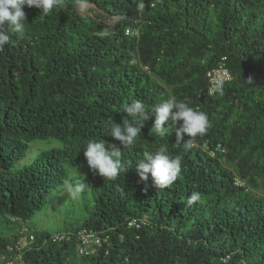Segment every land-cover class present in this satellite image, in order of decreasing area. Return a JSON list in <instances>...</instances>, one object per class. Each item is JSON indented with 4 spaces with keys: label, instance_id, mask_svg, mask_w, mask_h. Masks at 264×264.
<instances>
[{
    "label": "trees",
    "instance_id": "obj_1",
    "mask_svg": "<svg viewBox=\"0 0 264 264\" xmlns=\"http://www.w3.org/2000/svg\"><path fill=\"white\" fill-rule=\"evenodd\" d=\"M144 3L90 0L81 12L74 0H57L47 15L25 6V36L9 30L0 51V264L17 256L22 226L35 238L14 264H264V0ZM222 57L232 80L199 98ZM170 97L208 116L190 148L171 127L164 137L151 130L152 107ZM132 100L149 119L134 144L120 148L124 170L104 179L84 146L119 144L107 122L122 123ZM204 143L224 147V164ZM34 144L45 148L31 153ZM160 147L180 158L181 171L157 189L134 168ZM79 173L88 187L64 195L82 201L77 221L54 233L33 230L31 219ZM192 192L201 200L189 206ZM132 218L148 224L129 227ZM83 228L108 235L94 256L77 255ZM54 234L65 239L51 242Z\"/></svg>",
    "mask_w": 264,
    "mask_h": 264
},
{
    "label": "clouds",
    "instance_id": "obj_2",
    "mask_svg": "<svg viewBox=\"0 0 264 264\" xmlns=\"http://www.w3.org/2000/svg\"><path fill=\"white\" fill-rule=\"evenodd\" d=\"M56 2L57 0H0V51H3L4 46L10 40L9 30L15 33L18 39L25 36V22L27 21L25 6L37 8L40 13L47 15L56 6ZM89 2L90 0H74V5L77 10L83 12ZM144 6V0H139L138 8L143 9ZM121 112L127 114L122 123H116L112 118L107 122L109 125L107 134L119 144H109L103 140H90L84 146V155L88 166L104 179H114L124 170L125 164L121 159L122 151L120 148L121 146L127 148L133 145L145 127L144 122L149 119V111L146 110L145 104L140 100H132ZM151 113L155 117L151 130L160 137H164L171 127L175 132L177 143L186 148H190L192 138L205 133L207 130V114L190 107L186 102L178 101L176 97H170L155 104ZM130 117L134 118L136 122L134 123L133 119H129ZM166 122L169 124L167 128L164 127ZM185 135L189 137L186 142H184ZM218 145L224 150V153L215 150ZM201 147L211 158H217L224 164L225 149L220 143L213 146L204 143ZM211 151L216 155L211 156ZM134 169L141 181H148L150 176L154 187L157 189L167 188L177 179L181 171V160L179 157L169 155L166 147H160L154 152H143V159L136 162ZM234 180L235 185H242L239 179ZM69 187L73 194H79L88 187V184L77 179ZM200 200L201 194L192 192L186 203L191 206Z\"/></svg>",
    "mask_w": 264,
    "mask_h": 264
},
{
    "label": "built area",
    "instance_id": "obj_3",
    "mask_svg": "<svg viewBox=\"0 0 264 264\" xmlns=\"http://www.w3.org/2000/svg\"><path fill=\"white\" fill-rule=\"evenodd\" d=\"M125 34L129 35L132 33L126 30ZM225 61V57H222L215 67L209 69L205 73L206 89L198 94L199 98L205 95H213L223 84L228 83L232 80L231 74L225 64ZM144 69L146 70L147 68L144 67ZM215 150L219 151V153H224V150L221 149L219 145ZM210 155L215 156L216 154L211 151ZM147 224L148 222L144 219L138 220L132 218L128 222L129 227L134 226L136 229ZM20 234H22V236L16 244V250L18 251L17 256L12 260L5 262V264H14L15 262H21L23 252L30 250V244L34 241L35 238L34 235L24 226L21 227ZM107 236L108 235L99 234V232L96 230L88 228L80 229L76 233L77 240H79L76 248L77 255L79 257H89L96 255L102 244L107 241ZM49 239L51 240V242L63 241L65 239V236L54 234L50 236ZM45 241L46 240H44V242Z\"/></svg>",
    "mask_w": 264,
    "mask_h": 264
},
{
    "label": "rangeland",
    "instance_id": "obj_4",
    "mask_svg": "<svg viewBox=\"0 0 264 264\" xmlns=\"http://www.w3.org/2000/svg\"><path fill=\"white\" fill-rule=\"evenodd\" d=\"M43 148H45V145L34 144V145H31L30 151L31 153L35 154L38 150L43 149ZM84 171L85 170H83V172ZM83 175L84 174L79 173L77 179H81ZM67 188H69V185L65 186L59 195L56 194L57 197L55 196L56 199H54L51 206L47 207L46 210L37 213L31 219L29 226L32 227L33 230L38 231V232L47 231L50 233H54V232H58L62 230L64 226H70L71 223H75L77 221L76 215L82 212V201L77 196L80 206L72 204L69 200V198L72 197V193H69L66 199H64L65 198L64 195L66 193L65 190ZM59 210L64 211V213L60 215L58 213Z\"/></svg>",
    "mask_w": 264,
    "mask_h": 264
}]
</instances>
